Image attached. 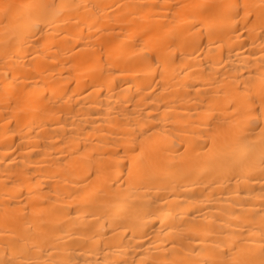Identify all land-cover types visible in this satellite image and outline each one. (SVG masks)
Masks as SVG:
<instances>
[{
    "label": "bare ground",
    "instance_id": "6f19581e",
    "mask_svg": "<svg viewBox=\"0 0 264 264\" xmlns=\"http://www.w3.org/2000/svg\"><path fill=\"white\" fill-rule=\"evenodd\" d=\"M0 264H264V0H0Z\"/></svg>",
    "mask_w": 264,
    "mask_h": 264
}]
</instances>
